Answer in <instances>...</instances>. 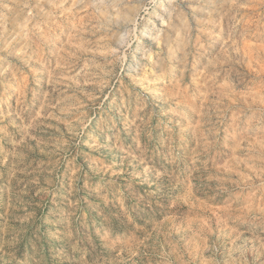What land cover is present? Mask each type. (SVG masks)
I'll return each instance as SVG.
<instances>
[{
	"label": "rangeland",
	"instance_id": "rangeland-1",
	"mask_svg": "<svg viewBox=\"0 0 264 264\" xmlns=\"http://www.w3.org/2000/svg\"><path fill=\"white\" fill-rule=\"evenodd\" d=\"M0 264H264V0H0Z\"/></svg>",
	"mask_w": 264,
	"mask_h": 264
}]
</instances>
